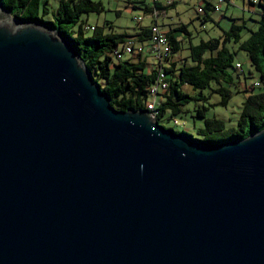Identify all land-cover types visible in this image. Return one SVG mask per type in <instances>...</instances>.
I'll return each instance as SVG.
<instances>
[{
	"label": "water",
	"instance_id": "water-1",
	"mask_svg": "<svg viewBox=\"0 0 264 264\" xmlns=\"http://www.w3.org/2000/svg\"><path fill=\"white\" fill-rule=\"evenodd\" d=\"M0 264H264V127L209 143L116 109L0 3Z\"/></svg>",
	"mask_w": 264,
	"mask_h": 264
},
{
	"label": "trees",
	"instance_id": "trees-1",
	"mask_svg": "<svg viewBox=\"0 0 264 264\" xmlns=\"http://www.w3.org/2000/svg\"><path fill=\"white\" fill-rule=\"evenodd\" d=\"M126 1L132 9L142 2ZM180 2L163 4L152 1V7L143 8L157 17L159 8L174 6ZM0 3L11 16L21 21H33L53 27L67 39L80 54L93 79L109 95L111 105L119 110L146 108V103L154 100L155 107L151 111L159 121L165 115L172 117L179 114L183 106L191 101L206 100L207 95L201 90L211 84H214L211 92L221 95L219 104L226 106L231 94L229 86L247 88L244 80L239 79L243 72L235 67L237 62H233V56L238 50L245 52L249 64L258 75V84H252L251 87H264V0L258 2L262 10L256 21L257 28L250 30L246 39H240L243 26L232 22L230 28L223 30L218 37L200 39L193 44L187 24L179 23L165 31L170 51L169 56L161 61L153 60L147 45L143 44L144 41L148 43L151 38V25H140V29L135 32L136 37L127 38L125 34L115 33L109 21L87 24L82 18L83 14L103 11V6L98 0H58L51 19L45 18L50 12L48 0H0ZM204 3L202 16L209 18L208 11L213 9V3ZM249 4H253L252 0H249ZM184 38L188 41L189 52L186 56L176 59L174 54L180 50ZM130 39L133 43L143 46V50L135 56L123 54V45ZM231 43L237 46L231 49ZM149 56L152 63H148L146 59ZM230 67L234 68L235 75L229 72ZM162 71L166 87L159 88L152 95L149 90L157 83ZM186 88L199 91L190 93ZM206 108L204 105L196 108V115L204 117V126L198 130V139L209 143L243 138L264 127V91L251 92L245 98L234 127H227L220 118L205 117ZM177 133L192 138L184 131Z\"/></svg>",
	"mask_w": 264,
	"mask_h": 264
},
{
	"label": "rangeland",
	"instance_id": "rangeland-1",
	"mask_svg": "<svg viewBox=\"0 0 264 264\" xmlns=\"http://www.w3.org/2000/svg\"><path fill=\"white\" fill-rule=\"evenodd\" d=\"M103 6V11L100 13L83 14L82 18L89 25L102 24L105 21L111 22L113 25L112 30L115 33L125 34L128 38H135V32L140 29L141 24L146 23V18L140 15L139 9L130 8L126 0H98ZM196 0H182L178 4V9L188 8V19H182V22L187 24V29L192 36L193 44H196L200 39H208L210 37H218L223 30H228L232 22L241 24V40H244L250 34V30L257 28V19L261 13V6L258 3L249 4V0H223L221 2L213 1V6L216 5L218 10L211 9L208 11L209 18H203L198 14L195 9L189 8L186 4ZM263 1V0H262ZM186 2V4H185ZM204 3V1H202ZM58 0H48L50 12L45 16L46 19H51L52 11L56 10ZM129 6V7H128ZM177 22V21H176ZM159 27L163 30L162 26L158 23ZM180 50L174 54L176 59L181 56H186L189 52V44L186 38L183 39ZM237 45L231 43L229 48L233 49ZM233 62H239L242 65L241 71L243 74L239 75L240 80H244L247 88L240 86L237 88L234 85L229 86L231 91L230 97L226 106L219 104L221 95L216 92H211L210 87L202 89V93L207 95L206 100L191 101L183 106L182 112L172 117L165 115L159 119V124L166 128H172L174 131H184L192 136V138H200L198 130L204 126V117L196 115V108L203 105L207 108L204 111L205 117H216L224 121L227 127L236 126L237 119L241 110L242 102L251 92L264 91V87L259 85L254 88L251 85L258 81V75L253 70L248 62L247 56L244 51L238 50L233 56ZM148 63H152L150 56ZM229 72L233 75L236 74L234 68L230 67ZM190 93H197L199 90H190Z\"/></svg>",
	"mask_w": 264,
	"mask_h": 264
},
{
	"label": "built area",
	"instance_id": "built-area-1",
	"mask_svg": "<svg viewBox=\"0 0 264 264\" xmlns=\"http://www.w3.org/2000/svg\"><path fill=\"white\" fill-rule=\"evenodd\" d=\"M153 2H159L163 4H170L174 2H180L182 0H152ZM216 2H221L223 0H215ZM253 3H258L259 0H252ZM214 10H218V7L216 5L213 6ZM201 10V7H200ZM148 47V50L150 51V55L152 56V59L155 61H161L165 59L166 57L169 56V47L167 44V40L165 37V32L159 27L157 23H153L151 25V38L146 44ZM123 54L128 55V56H135L136 54L140 53L143 50V46L137 43H133L132 40H128L124 45H123ZM122 54V55H123ZM121 55V56H122ZM120 56V54H118ZM235 67L238 70H241V65L239 62L235 64ZM164 78V73L159 74L158 81L155 85H153L150 89V92L152 95H154L159 88L164 89L166 87V83L163 80ZM253 84L257 85V82H254ZM155 107L154 100H149L146 103V108L151 112V115L154 117L153 112L151 109Z\"/></svg>",
	"mask_w": 264,
	"mask_h": 264
},
{
	"label": "crops",
	"instance_id": "crops-1",
	"mask_svg": "<svg viewBox=\"0 0 264 264\" xmlns=\"http://www.w3.org/2000/svg\"><path fill=\"white\" fill-rule=\"evenodd\" d=\"M142 1L141 3L137 4V8L135 9H139L140 10V15H143V19L146 18V23L145 24H141V26L144 27H149L150 25H152L154 22L159 23L162 28L163 31H168L170 28L175 27L177 24L179 23H184L182 22V19H188L190 16H185L188 15V8H184V9H178L177 6L179 3L175 4L174 6H168V7H161L158 9V16L154 17L152 16L153 14H151L149 11H145L143 7H152V1L151 0H140ZM202 1H209L211 3H213L214 0H196L194 2H185V4L190 8L192 5V8L195 9V11L198 14L203 15V10L202 7L205 6V3H202ZM181 3V2H180ZM129 7V6H128ZM201 7V10H200ZM131 8V6H130ZM177 21V22H176ZM143 44H147V41H144ZM146 59L148 60V57H146Z\"/></svg>",
	"mask_w": 264,
	"mask_h": 264
},
{
	"label": "bare ground",
	"instance_id": "bare-ground-1",
	"mask_svg": "<svg viewBox=\"0 0 264 264\" xmlns=\"http://www.w3.org/2000/svg\"><path fill=\"white\" fill-rule=\"evenodd\" d=\"M150 91V90H149ZM155 117V116H154Z\"/></svg>",
	"mask_w": 264,
	"mask_h": 264
}]
</instances>
